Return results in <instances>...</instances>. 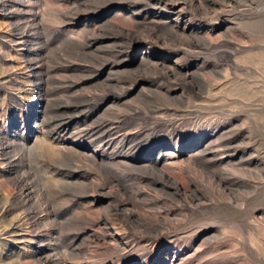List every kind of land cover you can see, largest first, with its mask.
<instances>
[{"label":"rangeland","instance_id":"1","mask_svg":"<svg viewBox=\"0 0 264 264\" xmlns=\"http://www.w3.org/2000/svg\"><path fill=\"white\" fill-rule=\"evenodd\" d=\"M0 264H264V0H0Z\"/></svg>","mask_w":264,"mask_h":264}]
</instances>
